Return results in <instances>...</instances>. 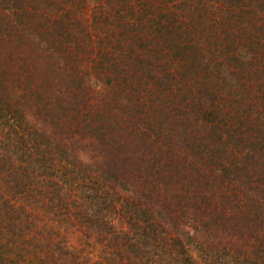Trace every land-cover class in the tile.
Returning <instances> with one entry per match:
<instances>
[{"label": "trees", "instance_id": "1", "mask_svg": "<svg viewBox=\"0 0 264 264\" xmlns=\"http://www.w3.org/2000/svg\"><path fill=\"white\" fill-rule=\"evenodd\" d=\"M0 264H264V0H0Z\"/></svg>", "mask_w": 264, "mask_h": 264}]
</instances>
